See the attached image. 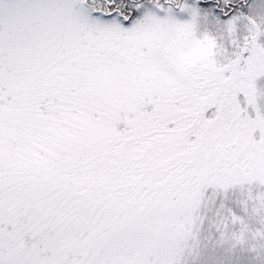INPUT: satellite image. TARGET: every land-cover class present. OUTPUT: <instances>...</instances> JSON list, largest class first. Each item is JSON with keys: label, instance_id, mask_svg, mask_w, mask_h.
Wrapping results in <instances>:
<instances>
[{"label": "snow or ice", "instance_id": "1", "mask_svg": "<svg viewBox=\"0 0 264 264\" xmlns=\"http://www.w3.org/2000/svg\"><path fill=\"white\" fill-rule=\"evenodd\" d=\"M0 264H264V0H0Z\"/></svg>", "mask_w": 264, "mask_h": 264}]
</instances>
